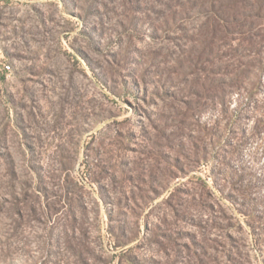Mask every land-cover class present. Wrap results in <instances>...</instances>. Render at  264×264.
<instances>
[{"label":"rangeland","instance_id":"374dc122","mask_svg":"<svg viewBox=\"0 0 264 264\" xmlns=\"http://www.w3.org/2000/svg\"><path fill=\"white\" fill-rule=\"evenodd\" d=\"M0 264H264V0H0Z\"/></svg>","mask_w":264,"mask_h":264}]
</instances>
